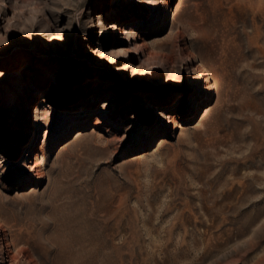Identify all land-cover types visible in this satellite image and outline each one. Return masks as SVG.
Here are the masks:
<instances>
[{
  "label": "rangeland",
  "instance_id": "1",
  "mask_svg": "<svg viewBox=\"0 0 264 264\" xmlns=\"http://www.w3.org/2000/svg\"><path fill=\"white\" fill-rule=\"evenodd\" d=\"M0 264H264V0H0Z\"/></svg>",
  "mask_w": 264,
  "mask_h": 264
},
{
  "label": "bare ground",
  "instance_id": "2",
  "mask_svg": "<svg viewBox=\"0 0 264 264\" xmlns=\"http://www.w3.org/2000/svg\"><path fill=\"white\" fill-rule=\"evenodd\" d=\"M114 26H116L115 24H114V22H111V23H109L107 26H104L103 27V29H104V34L106 35V36H108L109 34V32H110V29H112ZM122 32H126L125 31V29H123L122 30ZM102 52V51H101ZM103 53V52H102ZM165 123L167 124H170V123H172V118H168V120L167 121H165ZM42 146H39V148H38V152L37 153H34V155H33V158H37V156H38V154H39V152L40 153H42ZM28 156H32L31 155V152L29 151V153H28ZM22 166H23V164H22ZM30 168H31V174L33 175V176H36V178H39L40 176H41V174L42 173H40V171H39V169L37 168L38 166H37V164H34V165H32V166H29Z\"/></svg>",
  "mask_w": 264,
  "mask_h": 264
}]
</instances>
